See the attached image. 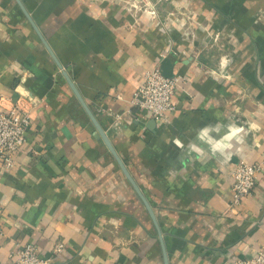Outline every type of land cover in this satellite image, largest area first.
<instances>
[{
  "label": "crops",
  "instance_id": "obj_1",
  "mask_svg": "<svg viewBox=\"0 0 264 264\" xmlns=\"http://www.w3.org/2000/svg\"><path fill=\"white\" fill-rule=\"evenodd\" d=\"M19 1L60 66L17 0H0V109L17 104L29 120L13 165L0 160V264L25 242L53 264L254 256L264 246V167L233 208L230 172L264 153V0H173L200 22L183 36L130 0ZM164 61L179 81L159 122L129 100Z\"/></svg>",
  "mask_w": 264,
  "mask_h": 264
},
{
  "label": "built area",
  "instance_id": "obj_2",
  "mask_svg": "<svg viewBox=\"0 0 264 264\" xmlns=\"http://www.w3.org/2000/svg\"><path fill=\"white\" fill-rule=\"evenodd\" d=\"M128 5L152 17L157 15L155 4L151 0H130ZM178 81V76H165L159 66H154L143 74L142 82L134 91L129 103L139 110L146 111L156 121H167L168 114L175 109L172 97ZM28 122L27 114L17 104L6 110L0 109V160L7 168L14 163L12 152L19 149L25 141ZM263 167L264 153L256 162L243 158L237 160L230 172V208L239 204L241 199L251 192ZM9 257L11 261L8 264H53L50 257L38 255L32 242L23 243ZM230 264H264V246H260L254 256L237 258Z\"/></svg>",
  "mask_w": 264,
  "mask_h": 264
},
{
  "label": "water",
  "instance_id": "obj_3",
  "mask_svg": "<svg viewBox=\"0 0 264 264\" xmlns=\"http://www.w3.org/2000/svg\"><path fill=\"white\" fill-rule=\"evenodd\" d=\"M17 2L19 3L21 9L23 10V12L27 15L29 21L31 22L33 28L35 29V31L37 32V34L39 35L42 43L44 44V46L47 48L48 52L51 54L52 58L55 60V62L60 66V64L57 62L55 56L53 55V53L51 52L49 46L47 45V42L45 41V39L43 38V36L41 35V33L39 32L38 28L36 27V25L33 23V21L31 20V18L29 17V15L27 14V12L25 11V9L23 8L21 2L19 0H17ZM162 68V72L165 76H172V71H171V67L168 61H164L161 65ZM62 74L64 75L67 83L69 84L73 94L75 95L76 99L78 100V102L81 104L82 108L84 109L85 113L87 114L89 120L91 121V123L93 124L95 130L97 131L99 137L101 138V140L104 142V144L106 145L107 149L109 150V152L112 154V156L115 158V160L117 161L122 173L124 174V176L127 178V180L130 182V184L132 185V187L134 188V190L137 192V194L140 196V198L143 200L146 209L148 210L152 220L154 221V223L156 224V220H155V216L149 206V204L145 201L144 197L142 196V194L139 191V188L137 187V185L135 184L134 180L132 179L131 175L129 174L128 170L126 169L125 165L123 164L122 160L120 159V157L118 156V154L116 153L115 149L113 148L107 134L105 133V131L103 130V128L100 126L99 122L97 121L96 117L94 116L93 112L91 111V109L89 108V106L85 103V101L83 100V98L81 97L79 91L77 90L76 86L73 84L72 80L70 79V77L67 75V73L63 70ZM158 235L160 238V234L158 231ZM164 254V252H163ZM164 256V255H163ZM164 260L166 262V258L164 256ZM166 264V263H165Z\"/></svg>",
  "mask_w": 264,
  "mask_h": 264
},
{
  "label": "rangeland",
  "instance_id": "obj_4",
  "mask_svg": "<svg viewBox=\"0 0 264 264\" xmlns=\"http://www.w3.org/2000/svg\"><path fill=\"white\" fill-rule=\"evenodd\" d=\"M155 5L157 11H161L168 17V24L171 21H175L180 25V31L182 36L184 33L193 34L195 30L193 28L200 23L196 20V12L191 8L190 3L173 2V0H151ZM260 14V12H259ZM261 15V14H260ZM193 30V32H192ZM210 33V32H209ZM216 33V35L214 34ZM212 35L217 36L218 32H214Z\"/></svg>",
  "mask_w": 264,
  "mask_h": 264
}]
</instances>
